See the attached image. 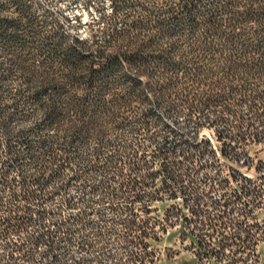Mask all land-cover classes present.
Here are the masks:
<instances>
[{"label": "trees", "instance_id": "16d2710c", "mask_svg": "<svg viewBox=\"0 0 264 264\" xmlns=\"http://www.w3.org/2000/svg\"><path fill=\"white\" fill-rule=\"evenodd\" d=\"M46 1L0 0V263L89 224L77 181L117 213L91 210L112 264H154L174 227L198 260L264 264V0H84L89 33Z\"/></svg>", "mask_w": 264, "mask_h": 264}, {"label": "rangeland", "instance_id": "374dc122", "mask_svg": "<svg viewBox=\"0 0 264 264\" xmlns=\"http://www.w3.org/2000/svg\"><path fill=\"white\" fill-rule=\"evenodd\" d=\"M101 4L103 5L102 12L105 14L109 13L110 10V3L109 0H100ZM59 4L55 1L48 2L46 0H39L38 2V9L41 10L43 8L56 10ZM60 6L64 8L67 17H69V25L70 23L75 24L76 28H72V33H77V29L79 33H89L88 31V24L90 21L97 19L99 12L95 11L94 8L89 9V13L86 12L84 8V0H62ZM79 17L77 20H80V23L76 22V17ZM67 23V22H66ZM67 23V25H68ZM80 24V25H79ZM18 123V120H16ZM201 134H205L206 136L210 137L214 144L217 143L214 141L212 137V132L207 129H202ZM252 151H257L258 156L264 158V152L260 150V147H251ZM245 173L251 177L253 180H258L257 174L250 170L245 171ZM110 175L112 173L110 172ZM96 177L95 179H98ZM79 182L73 181L69 184V194L74 201H80L81 207L83 209L85 206L88 205V209L86 210V217L89 220V224L82 226L78 229H73L71 231V238L68 240H61L58 243V249L56 250V256L51 261L50 259H44L35 255L33 257V261L31 264H112L116 260H120L124 262V250L121 249L116 240H114L113 236L108 234L106 238L112 237L107 239V244H104L105 249L103 251L108 250L112 255L110 258H106L102 253H100L99 248L102 242H99L97 239L96 232L100 229L102 224L97 220L94 212L91 210L94 207H99V209L103 212L106 218H113L117 216L115 211H110L108 207H106L107 203H102L106 201L104 198L103 193L98 189L94 192H88L87 190H80L78 187ZM65 197L56 196L54 202L60 206V216L57 217H64L66 216L67 212L70 211L64 206ZM119 203H123L122 199H117ZM176 200L175 202H177ZM169 202V203H173ZM103 206H99V205ZM163 204H160L162 207ZM159 206V207H160ZM62 211V212H61ZM77 209H74V212H77ZM258 216V220L261 221L264 219V210L256 211ZM150 215H161V212L158 213H151ZM110 222L107 223L106 228L110 226ZM111 225H115L112 223ZM82 242V243H81ZM2 246V242L0 241V248ZM148 249L152 250L154 256L156 257L154 264H220L215 261H203L198 260L195 255L192 253L190 249L189 241L185 240L181 242L179 239V231L177 227L169 228L165 234H161L159 240L157 241H150ZM258 250L262 251V243L258 245ZM71 254L70 257H65L64 253L68 252ZM0 264H9L2 262ZM27 264V263H24Z\"/></svg>", "mask_w": 264, "mask_h": 264}]
</instances>
